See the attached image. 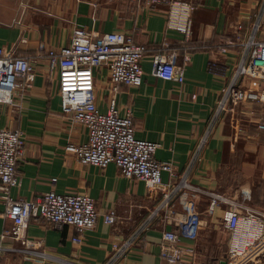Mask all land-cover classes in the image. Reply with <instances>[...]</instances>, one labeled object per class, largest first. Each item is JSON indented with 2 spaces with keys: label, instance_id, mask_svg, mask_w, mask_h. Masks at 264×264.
Listing matches in <instances>:
<instances>
[{
  "label": "crops",
  "instance_id": "0c3cea01",
  "mask_svg": "<svg viewBox=\"0 0 264 264\" xmlns=\"http://www.w3.org/2000/svg\"><path fill=\"white\" fill-rule=\"evenodd\" d=\"M183 1L195 4L189 41L167 26L169 0L155 5L135 0H0V47L8 50L26 37L27 42L19 49L22 56L35 55L41 42L48 49L68 45L76 26L97 33H131L136 44L150 48L142 61L143 84L121 85L117 93L119 109L133 111L136 136L161 144L156 158L174 162L178 174L188 168L206 139L201 161L190 175L192 185L202 191L175 200L168 218L158 216L145 242L135 241L115 264H168L160 257L165 228L182 234L187 256L196 264H229L232 234L222 223L229 207L221 203L211 209V193L237 202L242 213L252 209L264 217V129L258 125L264 123V106L247 102L236 115L218 114L222 90L231 82L240 58L238 51L226 56L217 53L226 35L251 31L264 0ZM16 18L23 21L22 25L11 24ZM258 38H264V29ZM165 44L169 51L177 52L182 64L185 55L191 59L185 66L183 84L152 74L153 57L166 50ZM58 79L57 71L49 77L48 63L43 60L20 111L0 103V129L22 131L26 150L18 163L21 185L11 194L15 199L28 200L52 189L61 195L84 193L94 199L101 215L79 245L73 242L77 235L73 227L32 220L29 236L43 243L49 258L17 251L3 256L0 264H106L113 256L114 241L131 236L158 204L148 197L144 181L127 179L116 164L102 170L66 153L70 141H87L88 129L61 112ZM95 79L97 105L106 112L111 96L107 68L96 70ZM162 178L170 179L165 171ZM113 209L120 219L112 227L103 214ZM4 210L0 202V237L13 226ZM189 216L196 221H190Z\"/></svg>",
  "mask_w": 264,
  "mask_h": 264
},
{
  "label": "built area",
  "instance_id": "2783aa9c",
  "mask_svg": "<svg viewBox=\"0 0 264 264\" xmlns=\"http://www.w3.org/2000/svg\"><path fill=\"white\" fill-rule=\"evenodd\" d=\"M135 1L155 5L163 0ZM169 5L168 28L178 31L185 41H189L193 30L191 15L195 9L194 2L169 0ZM22 23L21 19L16 18L11 24ZM263 29L264 1L255 14L250 32L222 38L217 53L226 56L232 50L238 51L240 59L233 68L231 82L222 90L218 114L236 115L247 102L264 106V38H258ZM26 42L27 38L24 37L8 50L0 47V103L13 105L20 111L24 96L35 81L36 68L45 60L50 78L56 71L59 73L61 112L74 124L88 129L87 141H70L65 146L66 153L80 163L98 166L102 170L112 163L116 164L127 179L144 181L148 197L158 201L146 221L131 236L114 241L113 256L106 264H115L126 256L135 241L139 239L145 242L146 234L153 228V222L158 216L165 214V218H168L175 200L185 195L194 196L202 191L192 185L190 175L196 163L201 161L200 153L206 139L201 141L202 144L188 168L178 174L174 162L159 161L156 158L161 144L136 136L133 111L128 108L126 111L119 109L117 93L121 85L140 87L143 84L142 61L150 48L145 44H136L131 33H97L76 26L68 45L48 49L41 42L35 55L22 56L19 54L20 45ZM164 48V52L153 57L152 74L159 79L183 84L185 66L191 59L185 55L182 64L177 52L169 51L168 44ZM217 61L219 63L220 58ZM102 67L107 68L111 83V96L106 112L99 110L96 95L95 72ZM258 125L261 130L264 129V123ZM25 155L23 132L12 128L0 129V202L5 206L4 216L13 221L12 228L5 229L0 237V259L17 251L49 258L43 243L29 236L28 228L32 220H43L50 226L73 227L77 232L73 242L79 245L84 240L85 233L95 228L101 215L94 199L84 193L61 195L52 189L36 199H15L11 191L21 185L18 163ZM164 171L169 175L168 181L162 178ZM210 195L211 209L221 203L229 207L222 217L224 227L232 234L229 264L241 263L234 261L237 256L245 255L249 246L258 243L259 247L264 241V217L252 209L242 213L239 208L241 205L230 201L223 194ZM103 218L113 227L117 225L120 216L113 209L103 214ZM196 219L189 216L190 221ZM181 239L182 234L165 228L159 244L160 257L168 264H196L187 256L189 250L182 245Z\"/></svg>",
  "mask_w": 264,
  "mask_h": 264
},
{
  "label": "rangeland",
  "instance_id": "374dc122",
  "mask_svg": "<svg viewBox=\"0 0 264 264\" xmlns=\"http://www.w3.org/2000/svg\"><path fill=\"white\" fill-rule=\"evenodd\" d=\"M261 243V242H260ZM258 243L253 246H249L247 250H245V255L237 256L234 261L241 263H232V264H264V244L262 241V246L257 247ZM233 261V262H234ZM230 263V261H229Z\"/></svg>",
  "mask_w": 264,
  "mask_h": 264
}]
</instances>
